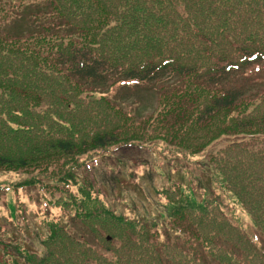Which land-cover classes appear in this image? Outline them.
<instances>
[{
  "label": "trees",
  "instance_id": "16d2710c",
  "mask_svg": "<svg viewBox=\"0 0 264 264\" xmlns=\"http://www.w3.org/2000/svg\"><path fill=\"white\" fill-rule=\"evenodd\" d=\"M31 10L38 15L24 31L20 15ZM12 29L18 33L10 34ZM259 64L264 67V0H0V145L22 152L28 143L27 158L0 154V168L20 170L90 150H134L155 141H177L183 151L196 154L225 135L259 147L264 103L246 101L253 93L249 70ZM236 79L245 82L238 86ZM155 92L161 96L156 112L138 119L140 97ZM204 127V140H189ZM171 129L175 133L169 135ZM263 150L237 147L224 149L228 156L213 157L223 186L260 230ZM231 156L250 158L242 170L248 177H236L239 159ZM169 189L163 226L173 234L166 235L161 249L156 225L125 224L105 209L86 212L83 206L96 196L82 192L73 216L48 222L42 253L13 252L18 248L10 250L1 234L0 264H264V249L229 223L207 189L200 202L181 182ZM10 190L0 185V195ZM187 221L201 231L186 235ZM99 224L125 231L128 238L138 231V239L112 250L111 259L96 260ZM177 232L181 241L171 238ZM181 243L188 247L178 249ZM64 245L66 254L58 255Z\"/></svg>",
  "mask_w": 264,
  "mask_h": 264
},
{
  "label": "rangeland",
  "instance_id": "374dc122",
  "mask_svg": "<svg viewBox=\"0 0 264 264\" xmlns=\"http://www.w3.org/2000/svg\"><path fill=\"white\" fill-rule=\"evenodd\" d=\"M15 14L11 8L7 9L8 16L13 18ZM37 15L38 10H31L20 15L23 18L19 24L20 28L26 31ZM17 33L13 29L10 31L13 35ZM259 65L249 70L251 79L248 88L251 87L253 93L251 97L246 98L248 103L258 101L264 103V67L261 64L263 69L259 70L256 68ZM244 82V80L237 79L233 81L238 86ZM140 98L142 103L138 111L141 115L137 112L134 115L141 120L156 112L161 96L159 97L156 92L143 93ZM251 108L252 106H249L247 109ZM262 112H264V107H262ZM221 121L223 119L219 122ZM173 133L175 131L171 129L169 135ZM206 134L207 127H204L189 140L196 136L198 140H204ZM238 141L240 137L236 135L221 136L196 154L183 151L177 141H172L175 143L155 141L141 144L142 147L134 150H113L114 146L90 150L83 154L59 158L47 164H32L20 170L7 171L0 168V185L11 189L10 192L3 191L0 195V235L3 234L11 243L10 250L14 247L18 248L13 252L26 253L24 251L26 249L38 254L42 253L45 249L41 244L47 236L48 222L67 221L75 214L74 204L82 200V192H89L92 199L96 196V200L94 203L88 201V206H83V210L100 212L105 209L121 216L122 221L119 222L125 224L131 223L132 225L142 220L156 225L158 239L155 240L158 248L161 249L166 242V235L173 234L167 226L166 228L163 226L166 224L165 217L168 213L166 192L168 193L174 183L181 182L193 190L199 202L205 195L204 189H207L208 196L215 200L211 204L218 205L219 203L220 212L229 223L241 232L250 235L253 242L257 244L256 247L264 249V230L252 226L253 220L249 211L223 186V176L219 173L222 169L213 159L214 156H228L223 152L224 149L247 146L251 151L258 153L264 146L262 144L259 147H253L252 144L255 141L250 139L243 141L242 144ZM27 146L28 143L23 147L22 152H19L17 149L15 151L13 146L0 145V154L11 155L16 159L19 158L17 156L27 158L28 156H24ZM231 157L239 159V162L234 161L236 177L239 179L248 177L243 174L242 170L247 167L250 158ZM250 171L255 172L256 167ZM68 180L71 181L66 183ZM257 186L264 187V182L257 183ZM49 202L51 206L44 207ZM26 225L30 227L27 228ZM184 227L187 228L186 235L190 237L201 231L196 224L193 225L190 221L185 222ZM131 228L134 230V227ZM74 230L77 231L78 228ZM98 231L100 237L97 251L93 255L96 260L101 257L111 259L114 253L112 250L118 249L127 240L138 239L136 235L138 231L131 234L130 238L127 232L118 231L107 225L99 224ZM178 232L174 233L171 238L181 241V234L178 235ZM108 237L111 240L107 244L105 239ZM91 240L96 243L95 239ZM186 247L188 246L184 243L178 245V249ZM141 248L142 246L138 245L139 251ZM228 248L230 252L232 245L229 243ZM65 250H67L66 245L56 252L62 255L66 254Z\"/></svg>",
  "mask_w": 264,
  "mask_h": 264
}]
</instances>
